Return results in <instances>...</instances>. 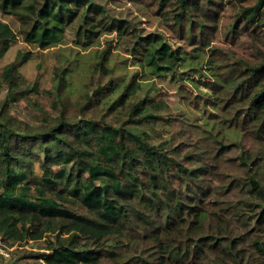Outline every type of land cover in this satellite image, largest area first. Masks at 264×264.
<instances>
[{
  "label": "trees",
  "instance_id": "16d2710c",
  "mask_svg": "<svg viewBox=\"0 0 264 264\" xmlns=\"http://www.w3.org/2000/svg\"><path fill=\"white\" fill-rule=\"evenodd\" d=\"M152 3L178 40L207 57L205 66L186 65L188 56L161 36L138 35L90 0H0V16L16 19L23 42L39 50L62 44L67 31L83 50L117 34L139 68L119 72L106 41L91 65L85 62L87 78L74 93L68 84L80 66L76 56L55 68L51 112L35 124L9 109L32 103L19 72L28 55L1 69L0 236L19 264H264V238H254L248 251L228 216L247 215V235L264 225V0L239 7L220 31L231 41L249 36L256 47L250 59L213 40L232 0ZM16 39L0 21V58ZM189 72L206 79L203 101L218 110L210 128L197 116L171 114L160 88L139 94L150 75L181 81ZM180 92L182 104L196 110L195 96ZM225 130L256 145L242 155L262 163L259 178L227 165ZM237 181L252 200L227 196ZM46 235L53 240L44 248L18 249Z\"/></svg>",
  "mask_w": 264,
  "mask_h": 264
},
{
  "label": "rangeland",
  "instance_id": "374dc122",
  "mask_svg": "<svg viewBox=\"0 0 264 264\" xmlns=\"http://www.w3.org/2000/svg\"><path fill=\"white\" fill-rule=\"evenodd\" d=\"M94 4L104 8L106 15L116 20H124L133 26L138 35L145 37L150 34H158L163 38V41L169 44L173 49H179L180 52L185 53V64L190 67L205 66L207 57L200 51H197V47H190L186 45L184 41L178 40L174 33L166 27L159 16L155 13V6L152 0H143L142 3L129 2L127 0H90ZM260 0H240V3L233 1V5L226 6L223 13V17L220 22V29L215 34L214 41L218 46L223 48H229L234 51L238 56L250 59L253 54H256V47L249 36L240 37L239 41H231L230 37L225 38L224 34L220 31L224 28V25L230 20L231 15L239 7H252L256 5ZM231 14V15H230ZM262 18H264V5L261 12ZM0 21L7 23L11 29L16 33L17 39L12 42L9 50L0 58V72L1 69L7 64L13 62L16 59H22L25 55H28V60L25 61L19 68V72L23 76L26 86L30 91V100L21 101L17 104L9 105L11 113L21 120L35 124L36 121L44 116V112L50 113V103L53 101V95L48 94L52 91L54 94L56 88V67L65 66L68 61L74 62V59H79L80 66L73 73L69 82V87L72 92L77 93L82 82L87 78L88 71L86 66L89 59V66L93 62L90 60L95 52H101L107 47L106 41L112 40V47L110 48L111 64L117 65V69L125 72H135L139 70L135 65V60L131 57L122 47L123 39L119 38L117 34L107 35L103 34L101 37L86 50L75 47L74 38L70 31H67L63 38V43L49 48L47 50H39L34 45L23 42L22 37L19 35V25L16 19L12 17L0 16ZM126 38V37H125ZM125 47V46H124ZM74 70V69H73ZM87 71V72H86ZM182 69L179 68L178 73H182ZM141 74V73H140ZM190 74V75H189ZM185 73L182 80L179 81L177 76H170L167 74L165 77H152L145 78V82L142 84V94L150 88H160L162 92V98L169 105L171 114L176 117L182 118L184 115L197 116L200 122L206 125V128L212 127L219 116L218 110L213 107L211 100H205L206 94L209 92L207 85L204 83L206 79H200L199 76L192 75V72ZM181 89L188 90L195 96V100L198 102V108L190 111L188 107L181 101L183 93ZM6 92L0 93V100L3 98ZM192 108V105H190ZM50 115V114H49ZM227 141L226 144L230 145L229 151L225 156L227 165L234 169V174H240L242 176L254 175L257 178L260 177L261 171H263V165L261 162L252 163L251 159H246L242 155L243 150H251L256 147L252 140L246 135L234 130H225L220 133V137ZM237 144V145H234ZM227 196L234 200H252V195L249 192V187L242 181H237L230 188ZM242 214V213H241ZM230 218L231 228L233 233L242 236L245 247L248 251L252 250L251 244L254 238H264V225L247 235L245 228L248 225L247 215L236 216L232 210L228 212ZM51 235H46L44 239L32 242L20 246L18 249H26L36 251L38 248H44L47 245V241H52ZM253 259H257L256 254H250ZM23 263V260L19 259L15 255H11L8 259H1L0 264H19Z\"/></svg>",
  "mask_w": 264,
  "mask_h": 264
},
{
  "label": "built area",
  "instance_id": "2783aa9c",
  "mask_svg": "<svg viewBox=\"0 0 264 264\" xmlns=\"http://www.w3.org/2000/svg\"><path fill=\"white\" fill-rule=\"evenodd\" d=\"M14 249V247H9L6 245L2 237L0 236V257L4 259H8L10 257L11 251Z\"/></svg>",
  "mask_w": 264,
  "mask_h": 264
}]
</instances>
